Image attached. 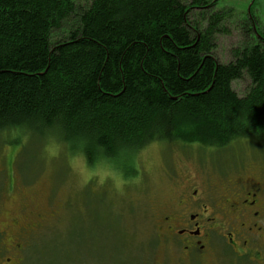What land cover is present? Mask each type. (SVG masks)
Wrapping results in <instances>:
<instances>
[{
    "label": "trees",
    "instance_id": "1",
    "mask_svg": "<svg viewBox=\"0 0 264 264\" xmlns=\"http://www.w3.org/2000/svg\"><path fill=\"white\" fill-rule=\"evenodd\" d=\"M217 2L0 0V132H49L120 169L153 141H264V30L249 12L220 61L232 11Z\"/></svg>",
    "mask_w": 264,
    "mask_h": 264
},
{
    "label": "rangeland",
    "instance_id": "2",
    "mask_svg": "<svg viewBox=\"0 0 264 264\" xmlns=\"http://www.w3.org/2000/svg\"><path fill=\"white\" fill-rule=\"evenodd\" d=\"M213 8L232 11L226 31L215 37L216 57L227 62L243 41L240 24L248 12L264 30V0H218ZM248 84L242 78L232 86L242 95ZM237 156L253 174L264 164V141L242 138L221 149L153 141L120 169L103 160L89 165L82 153L49 132L5 129L0 132V209L3 218L47 215L22 244L23 264H153L164 245L157 215L174 192L169 170L181 174L184 160L182 167L201 163L212 174V163L229 164Z\"/></svg>",
    "mask_w": 264,
    "mask_h": 264
},
{
    "label": "flooded vegetation",
    "instance_id": "3",
    "mask_svg": "<svg viewBox=\"0 0 264 264\" xmlns=\"http://www.w3.org/2000/svg\"><path fill=\"white\" fill-rule=\"evenodd\" d=\"M183 163L181 174L168 173L174 192L157 215L164 245L153 264H264V164L252 174L238 156L214 162L211 179L203 164ZM2 215L0 209V264H23L22 244L47 215Z\"/></svg>",
    "mask_w": 264,
    "mask_h": 264
},
{
    "label": "water",
    "instance_id": "4",
    "mask_svg": "<svg viewBox=\"0 0 264 264\" xmlns=\"http://www.w3.org/2000/svg\"><path fill=\"white\" fill-rule=\"evenodd\" d=\"M249 13V12H248ZM254 29H255V31H256V27H255V25H254Z\"/></svg>",
    "mask_w": 264,
    "mask_h": 264
}]
</instances>
